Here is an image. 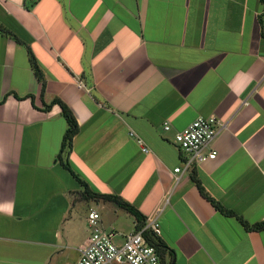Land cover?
Wrapping results in <instances>:
<instances>
[{
    "label": "crops",
    "instance_id": "1",
    "mask_svg": "<svg viewBox=\"0 0 264 264\" xmlns=\"http://www.w3.org/2000/svg\"><path fill=\"white\" fill-rule=\"evenodd\" d=\"M201 115L217 156L184 169ZM100 194L162 208L163 264H264V0H0V264L77 263L90 208L123 242Z\"/></svg>",
    "mask_w": 264,
    "mask_h": 264
},
{
    "label": "built area",
    "instance_id": "2",
    "mask_svg": "<svg viewBox=\"0 0 264 264\" xmlns=\"http://www.w3.org/2000/svg\"><path fill=\"white\" fill-rule=\"evenodd\" d=\"M218 124L215 115H201L176 133V143L188 155L184 169L191 167L195 161L202 162L205 158L213 159L217 156L216 150H210L207 155L204 150L215 138ZM164 128L169 130V123H165ZM138 143L144 152L149 151L143 139L138 138ZM182 170L181 167L174 169L175 172ZM161 210L162 208L157 209L135 231L119 234L124 240L117 242L115 237L118 233L104 229L100 213L97 209L90 208L87 214L90 235L87 244L80 247V256L75 264H163L158 248L152 242L154 237H160L161 234L158 221Z\"/></svg>",
    "mask_w": 264,
    "mask_h": 264
},
{
    "label": "trees",
    "instance_id": "3",
    "mask_svg": "<svg viewBox=\"0 0 264 264\" xmlns=\"http://www.w3.org/2000/svg\"><path fill=\"white\" fill-rule=\"evenodd\" d=\"M31 57H32V53H31ZM36 68V74L42 78V72L39 69V67L37 65H35ZM54 103H59L62 107V114L63 116L66 118L68 127L67 130L64 134L63 137V141H62V147H61V152L60 155L64 152H67L71 149L72 147V142L73 139L75 137V135L77 134L78 130H79V125L78 122L76 121V118L74 116V113L72 112V110L70 109V107L68 105H66L63 101H61L60 99L56 98L54 99L50 104L46 105V108H50L52 106V104ZM64 165L67 169H69L73 175L81 181L82 184H84L86 187H88L87 183L85 181H83L79 175L77 173H75V171H73L70 167V164L68 162H64ZM101 197H103L105 200L107 201H112L115 202L116 204H119L120 206H122L123 208H125L128 212L132 213L135 217H136V221H137V225L138 227H141L144 225L145 221H146V216L134 205L126 202L125 200H123L120 196L115 195V194H100ZM207 198H209V200L212 202V204L219 209L223 214L226 215H237V213L229 208L224 207L223 205L220 204V202H218L217 200L213 199L210 196H207ZM242 223L246 226V227H250V225L242 220ZM254 228H258V229H263L264 228V224H256L253 225ZM152 242L157 246L159 254L161 256V259L164 258V255L166 253V248L167 246L159 239V237H154L152 239ZM171 251H173L171 249ZM171 254V252H170ZM163 261V260H162Z\"/></svg>",
    "mask_w": 264,
    "mask_h": 264
},
{
    "label": "rangeland",
    "instance_id": "4",
    "mask_svg": "<svg viewBox=\"0 0 264 264\" xmlns=\"http://www.w3.org/2000/svg\"><path fill=\"white\" fill-rule=\"evenodd\" d=\"M70 151V150H69ZM69 151H67L66 153H68ZM89 211V210H88ZM119 220L122 221V223L124 225H127L128 223H131V221L133 220L132 218V214L126 215V214H122L121 217H119ZM135 231V230H134ZM169 257V256H168ZM167 262L169 264L170 262V258L167 259Z\"/></svg>",
    "mask_w": 264,
    "mask_h": 264
}]
</instances>
